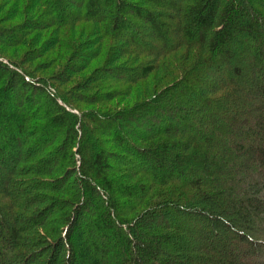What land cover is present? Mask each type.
Masks as SVG:
<instances>
[{
  "label": "trees",
  "instance_id": "trees-1",
  "mask_svg": "<svg viewBox=\"0 0 264 264\" xmlns=\"http://www.w3.org/2000/svg\"><path fill=\"white\" fill-rule=\"evenodd\" d=\"M74 1L111 41L93 88L135 103L109 135L50 85L28 114L0 64V264H264V0Z\"/></svg>",
  "mask_w": 264,
  "mask_h": 264
},
{
  "label": "rangeland",
  "instance_id": "rangeland-1",
  "mask_svg": "<svg viewBox=\"0 0 264 264\" xmlns=\"http://www.w3.org/2000/svg\"><path fill=\"white\" fill-rule=\"evenodd\" d=\"M60 2L59 5L56 4L57 11L53 5H49L50 2L46 4L44 0H0V64L7 68L8 75L5 78L12 83L15 91V99L9 96L10 105L21 104L20 109L23 110L26 106L42 108L48 104L43 87L50 85L70 98L84 115L82 126L96 127L97 131L109 135L103 125L94 123L92 119L98 118L97 115L103 112L116 114L133 105L135 101L127 91L126 84L120 86L121 82L104 84L112 86L113 90L93 88L99 72L107 69L105 60L108 58L111 41L95 36L97 26L94 22L80 21L83 18L79 19V15L83 13L80 12L81 6L77 2ZM147 2L141 3L150 7ZM119 66L137 67L126 63L125 58L118 62L117 67ZM11 72H16L37 89L21 86ZM149 76L152 78L154 72L150 70ZM25 112L29 114L27 108ZM72 112L77 113L75 110ZM103 134L93 133L90 138L91 142L102 144L106 156L100 153L101 170L108 171L117 167L125 154L120 145L111 139V134ZM35 148V155H39L45 152L47 146L43 144ZM15 150H20V147ZM98 151L92 146V150L86 152V155L99 153Z\"/></svg>",
  "mask_w": 264,
  "mask_h": 264
}]
</instances>
